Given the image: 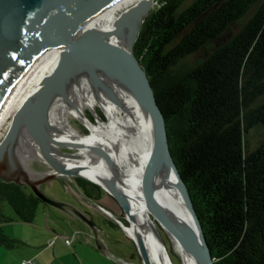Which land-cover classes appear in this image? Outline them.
Returning a JSON list of instances; mask_svg holds the SVG:
<instances>
[{
    "label": "trees",
    "instance_id": "16d2710c",
    "mask_svg": "<svg viewBox=\"0 0 264 264\" xmlns=\"http://www.w3.org/2000/svg\"><path fill=\"white\" fill-rule=\"evenodd\" d=\"M134 51L216 264H264V0H157ZM76 183L87 196L103 192ZM4 202L25 223L43 203L0 180V223L12 221ZM17 243L0 226V246Z\"/></svg>",
    "mask_w": 264,
    "mask_h": 264
},
{
    "label": "water",
    "instance_id": "95a60500",
    "mask_svg": "<svg viewBox=\"0 0 264 264\" xmlns=\"http://www.w3.org/2000/svg\"><path fill=\"white\" fill-rule=\"evenodd\" d=\"M123 1L0 0V111L12 87L30 62L49 50H58L61 54L42 83L13 115L9 129L0 142V180L30 187L44 203L57 207L62 204L49 197L42 189V185L50 180L58 177L70 180L82 178L100 187L125 212L126 218L137 226L138 230L134 235L127 237L134 243L142 261L150 264L148 245L138 228L137 213L118 183L103 175H84L77 170L64 169L53 155L54 150L75 153L67 150L75 149L52 136L53 128L48 118L50 105L59 97L69 101L67 89L76 77L88 79L95 88L104 84L103 76L111 77L143 102L152 121V145L139 173L138 190L142 210L150 217L157 234L162 236L163 231L169 239L175 237L179 243L189 248L199 264H216L188 185L172 155L166 117L159 96L134 51L142 25L157 0H139L118 15L111 30L85 28L88 22ZM136 14L137 23L132 25V17ZM127 27L132 36L129 43L115 37L125 34ZM91 111L96 117L95 122L103 119L97 110ZM25 143L39 153L25 152ZM93 149L108 158V153L100 146L95 145ZM35 161L44 163L46 170L34 169L32 165ZM49 169L58 171L61 175H51L48 173ZM165 173L171 174L189 218L169 213L167 206L160 201L158 195L164 193L168 186L164 179ZM86 197L92 201L91 197ZM98 210L101 211L99 208ZM73 211L91 229H96L97 226L88 217L87 211L78 207ZM109 216L123 230L120 220ZM125 264H128L127 261Z\"/></svg>",
    "mask_w": 264,
    "mask_h": 264
},
{
    "label": "bare ground",
    "instance_id": "6f19581e",
    "mask_svg": "<svg viewBox=\"0 0 264 264\" xmlns=\"http://www.w3.org/2000/svg\"><path fill=\"white\" fill-rule=\"evenodd\" d=\"M138 1L124 0L88 22L85 25L86 30H111L118 15ZM137 17L138 14L132 17V25H136ZM130 32V28L127 27L125 34L115 37L129 43L132 37L129 35ZM60 55L58 50H49L24 68L0 111V130L42 83ZM102 79L104 84L95 88L88 79L82 76L76 77L67 89L69 101L59 97L50 105L48 118L53 128L52 136L77 148L75 153H61L54 150L53 155L64 169L77 170L84 175H103L114 179L137 213L138 228L148 245L150 264H173L163 237L154 231L150 217L142 210L138 190L141 165L153 139L149 112L143 102L127 87L108 76H103ZM97 107L104 111L107 118L93 122L87 117L86 110L88 108L97 110ZM70 117L80 120L87 126L89 132L83 133L72 125ZM95 145L103 148L108 153V158L94 150ZM23 148L27 153L38 152L26 143ZM48 173L61 175L53 169H49ZM170 175V173L164 175L168 189L165 188L166 191L158 195L159 199L167 206L169 213L189 218L187 208ZM103 211L120 220L123 231L128 236H133L138 230L126 216L121 218L106 208ZM171 241L182 264H199L189 248L179 243L175 237H171ZM142 264L145 263L142 261Z\"/></svg>",
    "mask_w": 264,
    "mask_h": 264
},
{
    "label": "crops",
    "instance_id": "0c3cea01",
    "mask_svg": "<svg viewBox=\"0 0 264 264\" xmlns=\"http://www.w3.org/2000/svg\"><path fill=\"white\" fill-rule=\"evenodd\" d=\"M55 196L57 197L54 200L62 206L57 207L43 202L39 220L34 219L31 223H25L18 219L14 221V219L12 222L0 223L5 232L18 241L15 247L7 248L9 250L8 255H5L7 262L21 264L22 260L31 259L36 264H118L114 251L107 243L109 234L99 227L91 229L83 224L74 213L73 209L79 204L84 206L83 200L73 204L66 197ZM104 196L105 199H102L104 204L108 207L112 206V209H108L118 215L119 207L115 206L108 196ZM50 206L57 209L51 211L48 209L51 208ZM85 209L84 206L82 210L85 211ZM103 216L111 219L109 215L104 214ZM14 224L19 225L14 228ZM66 239H70L71 244H68Z\"/></svg>",
    "mask_w": 264,
    "mask_h": 264
},
{
    "label": "rangeland",
    "instance_id": "374dc122",
    "mask_svg": "<svg viewBox=\"0 0 264 264\" xmlns=\"http://www.w3.org/2000/svg\"><path fill=\"white\" fill-rule=\"evenodd\" d=\"M97 111L99 112V114L103 118V120H105L107 118L104 111L100 107L99 108L97 107ZM86 115L88 116V118L90 120L95 122L96 117L92 113L91 109L88 108L86 110ZM12 118H13V116L10 117V119L3 125V127L0 130V142L3 140L4 136L6 135L8 129H9V126L11 124ZM70 121H71L72 125H74L75 127H78L81 132H83V133L89 132V129L87 128V126L85 124L81 123L80 120L75 119V118L73 119L72 117H70ZM258 139H259V135L257 132H254L253 134L249 135V140H250L249 147L253 149L256 146ZM72 147L74 149L76 148L74 146H72ZM67 150L76 152L77 148H76V150H73V149H67ZM37 164H39V166H37ZM32 167L34 169H37L40 171L46 170L45 164L42 162H38V161H35V163H33ZM49 182L52 184L51 189L53 191L55 190V194L58 196L61 195L62 197L68 198L67 200L71 201L70 203L76 204V203L81 202V199L83 200L87 211H89V213H90V215H89V213H87L88 217L92 220V222L94 224H96L97 227L102 229L104 232L106 231L109 234V238L107 239V243H108V245H110V248H112V250L114 251V254H115L114 257L118 260V262L120 264H125V261H129V262H132L135 264H142V259L139 257V254L136 251L134 243L127 237L128 235L122 230V228H120L118 223L116 221H114L113 218L110 219L108 217L103 216L104 214H102V212L98 210L96 202L101 204L102 206H104L106 208L112 209V206L108 207L106 204H104V202L102 200V199H105L104 195L108 196L104 191H103L102 196H100V197H97L94 194H90L89 197L92 198V201H89L86 197L87 195L84 192L85 189L83 187H80L76 183L75 178L70 180L68 178L58 177L55 180H50L44 184H47ZM63 184H64V186H63ZM71 185H72V187H71ZM87 187L92 188V186L90 184H87ZM69 191L72 193H70ZM50 196L53 199L55 197H57V196L52 195V194H50ZM69 196H72L73 198L71 197L72 198L71 199ZM108 197L111 199L113 204L116 206L115 201L110 196H108ZM42 205L43 204H40V207L36 213L35 219H38V220L40 219L41 210L43 207ZM82 206L83 205L79 204L78 208L82 209L84 207V206L83 207ZM50 207L51 208H48V209H50L51 211H54L55 209H57L54 206H50ZM3 209H4V213L6 216L10 217L12 220L15 219L14 221H16V219H18L13 207L8 202L3 203ZM118 216H120L121 218L122 217L125 218L126 214L123 210H121V211H119ZM79 220L87 226V224L82 219L79 218ZM8 224H10V223H8ZM18 225L19 224H14V228L17 227ZM161 232H162V237L164 239V242H165L167 249L170 253V257L172 259L173 264H182L181 259H180L179 255L177 254V252L175 251L173 244H171L172 243L171 239H169V237L166 233H164L163 231H161ZM8 253H9V250L7 248H5L4 246H0V264H5L7 262V260H6L7 256H5V255H8ZM9 261L11 263L12 259ZM6 264H9V263L7 262Z\"/></svg>",
    "mask_w": 264,
    "mask_h": 264
},
{
    "label": "flooded vegetation",
    "instance_id": "af4514ba",
    "mask_svg": "<svg viewBox=\"0 0 264 264\" xmlns=\"http://www.w3.org/2000/svg\"><path fill=\"white\" fill-rule=\"evenodd\" d=\"M35 163V162H34ZM37 166H39V164H37ZM46 166V165H45ZM37 170V169H36ZM37 171H40V170H37ZM41 171H43V170H41ZM52 184L49 182V183H47V184H44V185H42V189H43V191L49 196V197H51L50 196V194H52V195H56L55 194V190L53 191L52 189H51V186ZM30 188V187H29ZM31 189V188H30ZM32 190V189H31ZM97 191V190H96ZM34 193V192H33ZM98 193L99 192H93V194L95 195V196H97V197H100V196H98ZM103 194V192H101V195ZM121 209H118V211H120ZM85 211H87V209H85ZM88 213H89V211H88ZM140 257V256H139Z\"/></svg>",
    "mask_w": 264,
    "mask_h": 264
},
{
    "label": "built area",
    "instance_id": "2783aa9c",
    "mask_svg": "<svg viewBox=\"0 0 264 264\" xmlns=\"http://www.w3.org/2000/svg\"><path fill=\"white\" fill-rule=\"evenodd\" d=\"M96 205H97V207L101 210L102 213H104V214L106 213V212L103 211L104 208L101 207L100 204L96 203ZM106 215H108V214H106ZM66 242H67L68 244H71V240H70V239H66ZM137 255H138V254H137ZM21 264H36V263H35L33 260H31V259H26V260H22Z\"/></svg>",
    "mask_w": 264,
    "mask_h": 264
}]
</instances>
